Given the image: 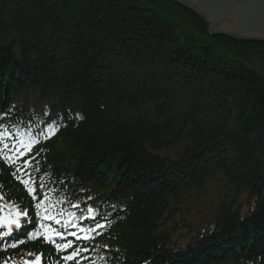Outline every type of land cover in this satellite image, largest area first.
<instances>
[{
  "label": "trees",
  "instance_id": "1",
  "mask_svg": "<svg viewBox=\"0 0 264 264\" xmlns=\"http://www.w3.org/2000/svg\"><path fill=\"white\" fill-rule=\"evenodd\" d=\"M253 59L264 64V41L212 34L175 0H0V119L49 112L59 128L36 172L65 180V203L115 209L87 264H264ZM15 176L0 161V196L31 209ZM211 182L224 189L209 226L176 245V207ZM39 252L52 251L23 243L0 264Z\"/></svg>",
  "mask_w": 264,
  "mask_h": 264
},
{
  "label": "water",
  "instance_id": "2",
  "mask_svg": "<svg viewBox=\"0 0 264 264\" xmlns=\"http://www.w3.org/2000/svg\"><path fill=\"white\" fill-rule=\"evenodd\" d=\"M201 15L209 32L264 41V0H175Z\"/></svg>",
  "mask_w": 264,
  "mask_h": 264
},
{
  "label": "rangeland",
  "instance_id": "3",
  "mask_svg": "<svg viewBox=\"0 0 264 264\" xmlns=\"http://www.w3.org/2000/svg\"><path fill=\"white\" fill-rule=\"evenodd\" d=\"M253 63L259 65V69L262 70L264 64L261 61L253 59ZM221 187V182H211L207 185L206 193L192 192L182 204L176 207L174 223L169 224L178 229L171 238L172 242L178 246H183L193 239L198 231L209 226L208 224L211 222L215 207L218 205L221 192L224 189Z\"/></svg>",
  "mask_w": 264,
  "mask_h": 264
},
{
  "label": "snow or ice",
  "instance_id": "4",
  "mask_svg": "<svg viewBox=\"0 0 264 264\" xmlns=\"http://www.w3.org/2000/svg\"><path fill=\"white\" fill-rule=\"evenodd\" d=\"M6 159H11L10 157H6ZM21 171V169H17V172ZM26 175H29V179L27 180H24V179H21L20 182L25 186L26 190L29 192L30 195H33V198L36 199V195H35V192H36V189L34 187H32V181H31V177H30V174L28 173H25ZM0 199H2V197H0ZM45 200L48 199L47 195H45L44 197ZM8 208L10 211H8L6 214H3V215H0V228H6L7 229V232L6 233H0V237L4 236V235H9L12 233V230H13V226H15V228L19 229L21 227H23V225L21 224V219L23 218H26L28 217V213L27 212H23V211H11L14 206L9 204V205H0V213L3 212L4 208ZM42 207V205L40 203H37L36 204V208L37 209H40ZM78 207V205H77ZM44 215H43V219H54V217H51L49 216L47 213H48V208H44ZM93 210L92 209H89V212H92ZM36 215H41L40 212H37ZM56 223H60L59 220H56ZM55 235L57 236H60L61 234L56 232ZM39 236V233H34L32 234V236L30 238H37ZM62 238V237H61ZM43 239L46 241V242H51V236L48 235V234H45L43 236ZM12 247H15L16 245L13 244L11 245ZM57 249L58 250H64L66 249L67 247H71V244H67V245H60V244H57L56 245ZM78 251L77 252H74L73 254L71 255H67V256H64L63 259L65 261H68V260H72L74 259L75 255L78 254ZM23 264H42V260H41V257L39 255H37L35 257V259L33 260H27V261H24Z\"/></svg>",
  "mask_w": 264,
  "mask_h": 264
},
{
  "label": "bare ground",
  "instance_id": "5",
  "mask_svg": "<svg viewBox=\"0 0 264 264\" xmlns=\"http://www.w3.org/2000/svg\"><path fill=\"white\" fill-rule=\"evenodd\" d=\"M54 117H55V116H54ZM63 118H64V117H59V118H58L59 122L64 121ZM53 120H54V119H53ZM53 120L47 118V119L44 120V123H45V125H47V126H51ZM66 120H67V119H66ZM3 122L8 123L9 121L6 120V121H3ZM54 191H61V188H57V189H55Z\"/></svg>",
  "mask_w": 264,
  "mask_h": 264
}]
</instances>
